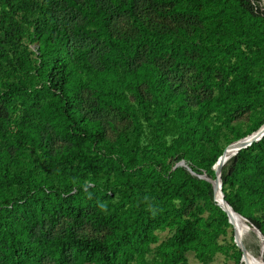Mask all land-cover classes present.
<instances>
[{"label": "trees", "instance_id": "16d2710c", "mask_svg": "<svg viewBox=\"0 0 264 264\" xmlns=\"http://www.w3.org/2000/svg\"><path fill=\"white\" fill-rule=\"evenodd\" d=\"M251 1L29 0L21 9L37 32L35 66L17 51L23 29L17 19L0 23V264H121L164 228L172 233L156 246L160 264L184 263L188 250L207 261L226 221L214 217L212 211L223 212L201 176L213 179L210 167L222 150L197 162L182 146H215L209 107L228 117L263 105L264 10ZM162 17L177 27L161 25ZM126 20L129 31L120 28ZM165 58L173 60L167 69L159 65ZM124 89L135 106L121 98ZM169 112L177 137L167 151ZM114 113L125 115L137 136L142 122L153 130L156 144L144 154L163 174L143 179L133 169L142 152L125 150L122 159L96 147L111 142L102 121ZM262 123L264 116L234 140ZM120 130L123 145L128 127ZM180 159L203 174L187 165L168 172ZM262 171L264 135L227 160L219 177L224 199L264 237V215L246 205L250 196L252 206H264ZM116 192L125 194L113 204ZM59 220L62 231L51 233ZM87 223L107 233L79 234ZM254 260L259 264L260 256Z\"/></svg>", "mask_w": 264, "mask_h": 264}, {"label": "rangeland", "instance_id": "374dc122", "mask_svg": "<svg viewBox=\"0 0 264 264\" xmlns=\"http://www.w3.org/2000/svg\"><path fill=\"white\" fill-rule=\"evenodd\" d=\"M29 0H0V23L4 22L7 18H10L13 16L17 19V22L21 24L23 29L21 30V40L17 43L16 48L18 53L22 58H26L29 60L30 66H35V62L37 61V50H35V45L37 41L36 33L34 30V26L31 24L33 23V17H30L31 22H27L23 19V10L21 9L22 4H25ZM253 4H259L260 7L264 10V0H256L251 1ZM160 6V9H163V7ZM157 18L156 16H154ZM161 19V18H160ZM161 21V22H160ZM160 24L166 27H172L176 28L177 24L175 25V21H170L169 18H163L160 20ZM120 28L124 31L130 30V24L126 20V22L120 23ZM3 50L4 52H11V47H9L7 44H3ZM12 53V52H11ZM10 53V54H11ZM9 54V55H10ZM173 60L171 61L169 58H165L163 60H160L159 65L163 69H167L168 65L172 64ZM134 65H137L138 62L135 60ZM170 64V65H171ZM28 65L27 69L31 71V67ZM4 72L0 70V74H3ZM188 81V79H187ZM148 95V100H150V95ZM133 95L130 91L124 89L122 92V97L127 103L132 104L135 106V101L133 99ZM208 116H207V128H209L210 131L215 132V136L217 137V142L215 146H207L202 147L201 149L194 148V146L187 142L185 143L183 148V153L185 155H198L197 162L201 160L202 156H208L210 157L212 153H218L220 150L223 151L224 147L223 143L230 141L229 143L235 141L234 138L237 135H242L245 132L248 131V129L257 121H259L264 116V102L263 105H256L252 109H247L243 111H238L233 113L230 116L222 115L218 112H216L213 107L208 108ZM94 112L88 113L89 116L94 115ZM171 112H169V116L164 118L165 126H164V132H163V140L165 142V149L167 151H170L169 148L171 147L173 143V139L177 137V130L173 128V123H171ZM140 116V113H138ZM109 117L107 120L102 121L103 123V131L106 134V137L109 138L111 141L109 144H103L98 143L96 147H99V150L102 151L104 154L110 153L111 156L125 159L127 151H138L139 153L142 152V161L138 163L133 169H139L140 174L143 179H149L153 175H155V171H159L158 167L153 166L152 161L147 160L148 156L144 153L152 151V147L156 144V135H154L153 130L146 126V123H141L140 125V132L137 135L132 131V126L129 123V119L125 115H120V113H114L107 115ZM127 126L128 130L126 133H123L122 136L124 137L127 134V137L129 138V141H125L122 144L117 142V137L121 136V130L120 128ZM60 145L59 141L57 140V146ZM125 146V147H124ZM134 148V149H133ZM229 148H227V151ZM256 151L258 149H255ZM34 151L32 149H26V153L32 154ZM180 161H182L183 165H187L189 168H194L196 170L200 169L199 174H203V169L199 167L196 164H191L189 159H180L178 160L170 169L171 171L175 166H180ZM190 168V169H191ZM165 171H159L160 174H163ZM167 173V172H166ZM220 176V175H219ZM260 176H264V171L260 173ZM220 178V177H219ZM220 190H222L221 183H220ZM130 192V191H128ZM223 192V190H222ZM245 193V191H243ZM125 194V192H116L114 195L111 196L110 201L115 204L117 203L120 198ZM246 194V193H245ZM111 195V192H110ZM247 195V194H246ZM248 196V195H247ZM214 201V200H213ZM215 202V201H214ZM254 200L249 196L246 199V205H247V211L252 212L253 215L262 217L264 215V206L262 209L258 205H251ZM203 200H200L195 203V205L200 206L203 205ZM216 204V203H215ZM219 207V206H218ZM220 208V207H219ZM194 209V205L191 204L188 208V210ZM221 209V208H220ZM212 211V210H211ZM223 212L220 214L217 211H212L214 213V217L217 218L219 221H226V223H220V228L217 230L216 235L214 237V248L212 252H209L207 254L208 259L207 261L203 262L202 260L199 261L196 257L195 252L188 250L185 253V259L184 263L181 264H238L241 257V251L239 248H237L232 240H231V233H232V226L228 221L227 214L221 209ZM200 214V213H199ZM205 217L209 215V210L206 209L201 212ZM244 217V216H243ZM245 218V217H244ZM241 220H243L241 218ZM246 222L248 224V219L245 218ZM244 221V220H243ZM65 225L64 222H60V220L55 224L54 228L51 230V233L59 234L62 231V227ZM249 225V224H248ZM77 231L79 234L84 236H94V237H100L107 233V228L102 225H92V224H83L80 228H77ZM153 233L156 236V241L154 243H151L143 249V251L140 252V254L136 251H134V255L127 258L126 260L122 261L121 264H160L161 263V256L157 252L156 246L164 240L166 237H168L172 231L168 230L167 228L164 229H155ZM254 234V233H253ZM243 239H245L246 244L244 246L247 250H249L252 254L255 256H261L260 251V240L259 238L254 234H250V230H247L243 236ZM242 239V240H243ZM262 241L264 242V237L261 236ZM263 255V253H262Z\"/></svg>", "mask_w": 264, "mask_h": 264}, {"label": "bare ground", "instance_id": "6f19581e", "mask_svg": "<svg viewBox=\"0 0 264 264\" xmlns=\"http://www.w3.org/2000/svg\"><path fill=\"white\" fill-rule=\"evenodd\" d=\"M261 128L260 129H257L258 131L255 130V133H250L249 135H247V137L251 136V135H254L256 134L257 132H260V130L264 127V126H260ZM246 137V136H245ZM232 148L230 151H227V148ZM238 149V147L234 144V143H230L228 144L224 149L223 151L225 150L223 156H222V159H226L228 160L234 153L235 151ZM222 154V153H221ZM221 158L219 160H222ZM219 160L217 162L214 163L213 167H216L218 168L219 166ZM225 164V163H224ZM223 164L221 165L219 169V172L222 168ZM202 178H206L204 177V175L201 176ZM210 180H213V179H210ZM214 184H215V188L217 186V181H213ZM215 190V189H214ZM215 199H216V202H218L220 204V206L222 207V209H224V212H228V215L231 219L232 222L231 223V226H232V230H233V241L234 243L236 244V246L238 247V245L240 244V241L243 236V234L248 230V228H246V220L243 216H240L238 214L234 212H232V210H230V208H228L224 202L222 200H220V196H219V191L215 190ZM241 218L244 220H241ZM241 246V245H240ZM241 260H240V263L239 264H256L255 263V260H254V254H252L249 250L246 249V247L243 245V249H242V246H241ZM262 264L261 262V258H260V262L259 264Z\"/></svg>", "mask_w": 264, "mask_h": 264}, {"label": "water", "instance_id": "95a60500", "mask_svg": "<svg viewBox=\"0 0 264 264\" xmlns=\"http://www.w3.org/2000/svg\"><path fill=\"white\" fill-rule=\"evenodd\" d=\"M260 126H264V123H262ZM261 127H259L258 129H260ZM256 131H258V130H256ZM252 133H255V131L254 132H252ZM251 133V134H252ZM263 135H264V127L260 130V132H257L256 134H254V135H251V136H249V137H243V138H240V139H238V140H235V141H233V142H231V143H234L237 147H238V149L235 151V153L228 159V160H230L233 156H235L236 154H237V152L240 150V149H243V148H246V147H248V146H250L252 143H254V142H258V141H260L261 140V138L263 137ZM224 152H225V150L224 151H222V154H220L219 155V157L217 158V160H215L216 162L221 158L222 159V156H223V154H224ZM227 160L226 159H222V160H219V167L218 168H220L221 167V165L222 164H224L225 162H226ZM215 163V162H214ZM180 164H182V161H180ZM183 165V164H182ZM213 165L214 164H212V166L210 167L212 170H213V175H214V177H213V180H210L209 178H205L209 183H210V185H211V188H212V190H213V194H214V201H215V203H216V205H218L221 209H222V207L220 206V204L218 203V202H216V199H215V190H216V188H217V190L219 191V196H220V200H222L223 202H224V204L228 207V208H230V210H232V212H234V210L232 209V207L227 203V201L224 199V194H223V192H222V190H220V178H219V175H220V172H219V169L218 168H216V167H213ZM188 169V168H187ZM188 171H189V169H188ZM189 172H191V171H189ZM192 173V172H191ZM217 181V186H216V188H215V184H214V182L213 181ZM215 189V190H214ZM223 211H224V209H222ZM225 213L227 214V216H228V221H229V223L230 222H232L231 221V219H230V217H229V215H228V212H226L225 211ZM236 214H238V215H240L239 213H237V212H235ZM240 216H242V215H240ZM231 224V223H230ZM246 228H248V230H251L258 238H259V240H260V251H261V256H260V258H261V262H262V264H264V260H263V255H262V253L264 252V250H263V246H264V242L262 241V239H261V234L259 233V231L255 228V227H253V226H251L250 224L248 225L247 223H246ZM242 246V249H243V240L241 239V241H240V244L238 245V247L237 248H239V250L241 251V246ZM242 252V251H241Z\"/></svg>", "mask_w": 264, "mask_h": 264}]
</instances>
